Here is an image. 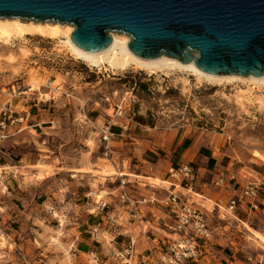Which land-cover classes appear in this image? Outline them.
<instances>
[{"label": "rangeland", "instance_id": "obj_1", "mask_svg": "<svg viewBox=\"0 0 264 264\" xmlns=\"http://www.w3.org/2000/svg\"><path fill=\"white\" fill-rule=\"evenodd\" d=\"M63 41V36L48 39L38 35H26L24 38L12 39L8 44L0 43V102L10 98L11 89L27 90L23 95H16L12 104L26 101L27 105H32L35 109L34 114L41 109L47 110V113L56 109L59 112L56 114L58 117L53 119L59 121V127L23 129L16 135L17 144L9 146V140L0 144L2 152L9 147L10 156L14 160L19 157L23 159L18 167L10 168L1 162L0 166L6 167V173H14L6 176L7 181L14 185L12 187H15L16 183L18 189L27 194L26 202L25 199L15 198L12 194L0 196L3 202L1 206L5 207L0 212V237L4 245L0 247H5L2 250L7 249L12 254L9 257L0 251V256L4 255L0 257L1 264H9L22 257V251L16 248L13 242L17 236L8 235V232H18L20 228L30 232L32 223L43 220L46 216L51 218L54 225V229L50 230L52 234L48 237L50 244L59 242L56 237L60 238L61 233L66 231L70 208L65 201L71 192L68 170L71 167L73 152L71 140L68 138L71 136L69 125L72 122L87 126L84 144L74 147L78 146L79 153L85 148L90 149L92 155L87 153L85 156H92V159L100 164L110 165L109 156L104 154V151H107V145H114L109 139V134L107 140L101 139L102 131L107 132L105 125H111L114 131L121 123L120 129L124 131V135L127 138H136L133 144H123L119 149L117 159H112L115 168L101 165L100 169L152 175L159 166L151 163L135 165V154L140 156L148 147L164 153V150L160 149L167 147L172 139L174 143L184 140L185 144L192 142L201 145L213 155L210 165L207 166L210 171L215 170L217 173L224 170L235 173L236 182L246 177H256L263 183L264 190V159L253 155L256 150L264 157V104L257 99L264 97L263 85L258 86L245 80L209 83L204 79L198 81L195 75L180 70L149 74L132 65L124 70L99 69L87 66L82 60L75 58ZM20 48L26 50L24 56L20 54ZM9 53L15 56L12 63L6 60ZM49 96H53V99L43 102L38 99H48ZM35 103L36 105H33ZM65 110L68 111L62 114ZM131 155H134L133 158H130ZM1 156L7 157L0 152V160L3 158ZM45 162L49 164L45 165ZM175 162L174 167L180 164ZM14 164L17 165L15 162ZM25 164L30 165L23 167ZM34 164H40L49 176L42 179L33 177L31 168ZM191 164L199 166L195 162ZM202 172H198L201 179L210 185L216 174L205 170L201 175ZM166 176L155 178L171 182L167 171ZM125 177L133 179L134 176L111 174L109 178L113 180L104 181L103 187L93 180L91 191H94L95 195L85 197V201L91 203L90 209L95 205L94 201H106V196L111 198L107 200L109 202L106 201L109 208L102 209L105 218L114 207H121L122 203L117 196L121 189L120 181L123 183L122 187L135 199L147 196L152 191L159 197L167 193L165 187L169 186L168 183H151L155 188H150L147 186L150 182L143 181L142 178H137L140 180L138 183H128ZM208 188L213 197L208 201L203 200L206 208L210 209L213 201L219 198L216 192L220 188ZM43 190L54 193L47 199L43 209H40L37 201L41 202L43 198H38L37 195ZM102 190H113V194H104ZM51 200L56 201L57 208L65 215L61 227L45 208ZM13 214H18L22 219L11 218ZM239 218L242 221L247 220L246 216L240 213ZM248 221V226L253 230L260 232L264 229L262 214H257L256 217L251 215ZM210 223L212 227L225 224L223 221L216 223L214 219H211ZM230 223L225 227V236H219V230H213L214 238L221 244L219 248L226 249L227 254L231 253L232 246L228 243L230 234L237 235L239 230L245 235L244 250L254 251V245L260 243L247 237L245 225L234 220ZM2 237L5 240H2ZM36 257L38 259V251Z\"/></svg>", "mask_w": 264, "mask_h": 264}, {"label": "water", "instance_id": "obj_2", "mask_svg": "<svg viewBox=\"0 0 264 264\" xmlns=\"http://www.w3.org/2000/svg\"><path fill=\"white\" fill-rule=\"evenodd\" d=\"M0 17L70 23L71 41L86 51L118 31L140 57L164 53L212 74L264 70V0H0Z\"/></svg>", "mask_w": 264, "mask_h": 264}, {"label": "built area", "instance_id": "obj_3", "mask_svg": "<svg viewBox=\"0 0 264 264\" xmlns=\"http://www.w3.org/2000/svg\"><path fill=\"white\" fill-rule=\"evenodd\" d=\"M26 92L27 90L11 89L10 98L0 102V144L23 124L26 116L15 110L11 100L16 95H23ZM38 99L42 102L49 101L53 96ZM50 126L59 127V121L51 120ZM101 139L107 140L108 133L102 131ZM22 161L23 159L19 157L15 163L21 165ZM5 168L0 166V195H5L9 191L7 174H14L11 171L6 173ZM167 175L171 179L170 186L174 188L177 185L184 191L170 188L161 197L152 192L135 199L122 187L123 183L120 181L121 189L117 195L122 203L120 208L126 212L127 218L136 228V235L128 236L120 247L111 251V257L116 264H264V241L255 238L260 244L254 245V251H246L244 250L246 244L243 243L245 235L237 230V235L230 234L228 243L232 247H229L231 253L227 254L226 249L219 248L221 244L213 236L215 229L219 230V236H225V227L233 220L248 225L249 216L263 215L261 205L264 190L263 183L258 178L246 177L236 182L235 173L219 170L210 185H207L191 163L170 166ZM236 183L238 184L235 187ZM209 186L229 188V196L225 199L219 197L213 201L210 209L206 208L204 197L199 194L201 189ZM91 195H95V192L87 193V196ZM94 204L101 210L109 208V203L103 200L94 201ZM45 208L61 227L65 215L57 208L56 201H49ZM239 213L244 214L247 220L242 221ZM116 218L111 217V213L106 214V221L112 225L116 224ZM211 219L216 223L223 221L225 224L212 227ZM96 231L93 230L94 236ZM259 233L264 237V229ZM137 239H141L145 244L140 251L136 248ZM89 255V260L97 263L96 253L91 251ZM38 258V264H46L45 251L41 248L38 250Z\"/></svg>", "mask_w": 264, "mask_h": 264}, {"label": "crops", "instance_id": "obj_4", "mask_svg": "<svg viewBox=\"0 0 264 264\" xmlns=\"http://www.w3.org/2000/svg\"><path fill=\"white\" fill-rule=\"evenodd\" d=\"M11 102L13 103L12 100ZM33 105H36V103ZM13 106L17 112L25 115L26 117L20 129L14 131L1 142L2 144L5 140H9V146L17 144L18 137L16 135L23 129L31 128L33 130H36V127L51 128L52 126L50 125L42 124L48 122L50 123L51 120L58 117L56 116V114L59 113L57 109L53 110V112L51 113H47V110L41 109L38 113L34 114L35 109L31 107L32 105H27L26 101H20L16 104L14 103ZM67 111L68 110H65L64 113H66ZM49 118L51 119L49 120ZM70 126L71 136L68 138V140H71V150L73 152H71V167L68 170V175L71 177V192L69 195H67L65 201L67 206L70 208L68 211V223L66 225V231L64 233H61L62 236L60 235V238L56 237L58 238L59 242L50 244L48 242V237L51 236L52 233L50 230L54 229V225L51 222V218L49 216H46L43 220H38V222L32 223L30 232H27L26 229L23 228H20L18 232H8V235L17 236L16 241L13 240V242L15 244V247L22 251L21 259H17L15 262H10L9 264H38L39 258L37 259L36 256L39 248L45 251L46 264H94L89 260V253L91 251H94L96 253V256L99 260V262L95 264H116L114 259L111 257V251L117 247H120L128 236L136 235V228L127 218L126 212L122 211L120 207H114L111 210V217H117L115 220L116 224L112 225V223L106 221V218L103 216L102 210L98 208L97 205H92L90 209L89 205H91V203L85 201L87 193L92 189L93 180L97 185L103 187L104 181L113 179L109 178L110 175L103 178L99 175V167L101 165L107 166L109 164H100V162H98L97 160H93L92 156L87 158L85 154L90 153L92 155V151L90 149L85 148L83 152L79 153L78 146L74 147V145H80L81 143L84 144L86 140L85 132L87 131V126L76 125V123L74 122H72L69 127ZM120 127H122L121 123L119 124V126L114 128V131H112L111 125H105L104 127L109 134L110 141L114 144L107 145V151H104V154H107L109 156V160L111 161L109 166L113 168L116 167L113 160L114 158L117 159L116 156L120 151L119 149L123 147L122 145L133 144L134 141H136L135 137L129 136L127 138L124 135V131L121 130ZM80 147L81 146H79V148ZM8 148H5V151L3 152L0 150L2 154L5 153L7 155V157H3L0 162L2 164L9 165L10 168L18 167V165L14 164L16 160H14L13 157L10 156V150ZM160 150H164V153L154 148L148 147L147 149H144L142 151L140 156L135 154V161L137 162V164L135 165L141 166V164L151 163L154 166H159V168H156V170L153 172L154 174L151 173L152 175L143 176L150 178H155V176L165 177L167 169L171 165L174 166V161H176L177 164L195 162V164L199 165L201 172L203 171L201 173L202 175L204 174L205 170L209 171L207 166L210 165L209 162L212 161L211 157H213V155L209 154L208 151H205V149H203L201 145H197L196 143L192 142H188L185 144L184 140L174 143V139H172L167 147H162V149ZM94 152L95 151H93V154ZM133 156L134 155H131L130 158H133ZM118 161L120 162L121 160ZM48 164L49 163L47 162L45 165ZM29 165L30 164H25L23 167ZM93 171H96V173H93ZM129 174H132V176L134 177L133 179L125 177L126 182L138 183L140 181L139 179H137V176L141 174ZM100 179L102 180L100 181ZM163 180L166 181L167 179ZM7 183L9 184V191L5 195L9 196L10 194H12V196H14L15 198H21L23 200L25 199L26 202L27 194L22 193V189H18L16 183L15 187H12L14 185H11L10 181H7ZM167 183L169 184V186L165 187L166 190L170 189L171 187V182L168 181ZM147 184V186H149L150 188H155L153 184ZM173 189L175 191H184L177 185ZM102 191L104 192V194H113V190H109V192H107L106 190ZM199 192V194H201L204 199H206V201L210 200V197H213L211 195V190L208 187L201 189ZM53 193L44 190L42 192H39L37 196L38 198L41 196L43 200L41 202L37 201V206L41 207L40 209H43L46 201H48L47 199H50V195L53 196ZM216 193H218L220 199H225L229 196V188L222 187ZM110 198V196L105 197L106 201L110 200ZM203 201L205 203V200ZM2 203L3 202L0 199V212L3 211L2 208H5L4 206H1ZM9 203L11 205V202ZM261 206L264 210V200ZM18 214L11 215V218L21 220L22 218L18 217ZM93 230H97V233H95L96 236L93 235ZM144 247L145 244L142 242V240L137 239L136 248L140 251ZM3 248L0 247L1 252H5L7 256H12V254L9 253V250H2ZM3 256L4 255H1L0 257Z\"/></svg>", "mask_w": 264, "mask_h": 264}, {"label": "bare ground", "instance_id": "obj_5", "mask_svg": "<svg viewBox=\"0 0 264 264\" xmlns=\"http://www.w3.org/2000/svg\"><path fill=\"white\" fill-rule=\"evenodd\" d=\"M73 30V25L61 21L53 20H24L19 17H0V43L8 44L12 39L24 38L26 35H38L48 39L64 37V43L70 50L71 54L80 60H82L87 66L96 68H109L112 70H124L130 65L134 68L143 70L149 74L157 72H169L174 70L188 71L192 75H195L197 80L202 79L209 83L219 84L224 81L241 80L258 86H264V70L261 76L240 75V74H212L198 69L193 61L182 63L178 58L167 56L161 53L159 56L153 58H145L135 55L128 48V42L130 36L123 32L110 31L109 35L111 41L107 47L98 51H86L76 46L70 39V34ZM26 50L20 48V54L24 56ZM6 60L10 63L15 61V56L9 53L6 55ZM260 103L264 104V97L257 98ZM253 155L264 159L262 154L254 150ZM32 167V175L36 179H42L47 176V171L40 164H34ZM111 174L117 175H132L124 171H110L107 169H99L100 177H105ZM138 178H142L143 181L150 183H167V181L160 180L158 178H150L138 175ZM63 226V224H61ZM245 229L248 231V238L260 239L264 241V237L256 230H253L250 226L245 224ZM254 235H253V234ZM53 239V238H52ZM51 239V240H52ZM2 240H5L2 237ZM0 246H4L0 237Z\"/></svg>", "mask_w": 264, "mask_h": 264}, {"label": "trees", "instance_id": "obj_6", "mask_svg": "<svg viewBox=\"0 0 264 264\" xmlns=\"http://www.w3.org/2000/svg\"><path fill=\"white\" fill-rule=\"evenodd\" d=\"M62 114H64V111L62 112ZM4 155L7 156L5 153H4ZM2 157H3V156H2ZM1 159H2V158H1ZM196 168H197V170H198V169L200 170V167H199V166L196 167ZM199 170H198V172H199ZM209 172H210V173H213V175L216 174L215 170H213V171H210V170H209Z\"/></svg>", "mask_w": 264, "mask_h": 264}]
</instances>
